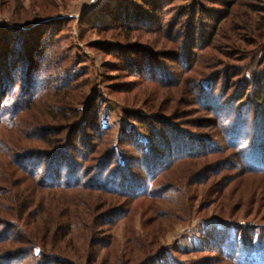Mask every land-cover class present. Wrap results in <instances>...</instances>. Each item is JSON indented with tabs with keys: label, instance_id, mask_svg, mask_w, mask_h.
<instances>
[{
	"label": "rangeland",
	"instance_id": "1",
	"mask_svg": "<svg viewBox=\"0 0 264 264\" xmlns=\"http://www.w3.org/2000/svg\"><path fill=\"white\" fill-rule=\"evenodd\" d=\"M28 37L43 38L39 45L49 47L58 64L45 65L43 57L26 69L30 59L18 54ZM4 50L18 55L10 63L18 85L25 72L35 78L44 69L43 80L61 86L45 93L46 83L37 81L30 95L19 86L21 108L38 98L23 108L17 128L1 126L6 137L40 116L64 114L76 127H66L57 140L73 137L83 167L98 163L92 146L101 150L98 161L116 149L115 162L101 167L112 169L125 154L135 157L130 168L136 176L144 169L139 154L155 139L148 132L168 130L165 142L174 139L145 195L115 198L110 209L103 202L110 196L98 192L45 194L54 212L64 201L73 204L64 209L77 204L93 216L84 223L93 227L91 244L99 243L95 251L86 244L82 254L73 246L79 232L72 226L67 233L58 228L52 248L65 247L70 259L83 256V264H244L246 257H264V168L252 171L246 165L251 156L244 160L258 151L254 133L264 131V0H0V55ZM80 133L91 144L87 149L79 145ZM26 138L24 132L29 146ZM235 139L246 146H231ZM180 156L186 159L177 161ZM7 161L0 155V182L19 186L0 187L12 207L29 194L31 182L21 183L26 175L13 168L6 171Z\"/></svg>",
	"mask_w": 264,
	"mask_h": 264
},
{
	"label": "trees",
	"instance_id": "2",
	"mask_svg": "<svg viewBox=\"0 0 264 264\" xmlns=\"http://www.w3.org/2000/svg\"><path fill=\"white\" fill-rule=\"evenodd\" d=\"M197 9L199 8L197 7L196 11ZM125 22L126 21H123L121 24L124 26L126 25ZM121 24L119 23V25ZM28 39L29 41H25L26 48L23 46L18 54L22 57L26 55L30 59L31 62L26 65V69H32V67L36 65L35 63L38 60L41 61L43 57L45 65L48 63L53 64V62L56 61V54H52L49 47L42 48L41 45H39L43 38L36 40V38L30 39L28 37ZM3 52L4 55H0V128L3 125L4 129L5 127L8 129H14L17 128V125H15L16 120L23 112L24 108H21L22 99L16 100V91L18 89L21 88L22 90L24 88H29L30 90L27 89L26 92L30 95L33 89H37V81H39V83H46V86L42 91L45 93L48 91L58 92L57 89L61 86L54 84L50 80V77L43 80L44 78L42 75L44 69L37 70L38 72L35 78H33L32 74L25 72V74H23V80L21 79V85H18V80H15V75H13V70L10 66L12 60L17 59L18 55H10V51L4 50ZM5 54H9V56H5ZM46 56H49V58ZM24 59L25 58L23 57V60ZM29 59H25L26 63ZM56 63L57 62H55V64ZM46 68L51 75L50 71L53 70V66L48 65ZM75 79L76 77L74 76L71 81L75 82ZM74 84L77 85L79 82L77 81V83ZM41 86L43 85H40L39 87ZM26 95L19 94V97L23 98V96L25 97ZM37 98L38 96L32 97L30 101L26 103L27 109H24L28 110L35 105L34 102ZM23 101L25 100L23 99ZM74 103L78 102L75 101ZM3 108L7 110V114L1 112V109ZM77 112V110L71 112L72 119L76 122L82 119V116L76 114ZM63 115L64 114L56 115L61 116V118L52 117L50 115H43L44 118L43 116H40L36 121H33L32 124L29 123L25 131L20 130L18 127L13 133L14 136L6 137L4 132L0 130V155L3 157L7 156L8 163L6 171L13 168L19 173L26 175V179H23L21 183L26 185L31 182V184L27 186L29 188V194L21 200H16L15 198L13 204L14 208L13 205L12 207H7L5 202H9V200L6 199L8 194L6 193L5 188H2V186L0 187V264H13L15 259H20L18 264H83V262L88 259L84 260V257L80 255H78V259H70V253L67 252L65 247L61 246L58 247V249L55 247L52 248V243L54 242V237L58 228H61V231L65 230L67 233L70 231L69 227L73 226L74 228H77V232H79L76 235L73 234L71 238L75 240L73 246H75L79 252L83 251L82 254L87 253L86 244L88 248L95 251L93 248L96 245H99V243L94 245L91 244V238L94 235L93 227L90 224H88L90 227H85L87 225L85 223H88L87 219H91L93 216H85L78 211L77 204L73 210L70 208L69 210L64 209L67 205H69V207L73 206V204L65 203L64 201L57 204V215V212L52 211L51 208V205L55 204L54 200L51 202L50 199L46 198L47 195L45 194H51L50 192L52 191L65 190L66 192L76 190L98 192L110 196V198H105L103 201L106 203V206L110 208L116 205L117 199L115 198H137L142 194L145 195L148 192V187L152 185L151 181L156 178L160 171H162L158 170L160 167L156 166V162H161L163 153H171L170 145L174 142V139H172L170 143H167L164 140L166 136L164 134L168 133V130H166L167 132L163 131L164 134L163 132L156 134L155 131L152 130L146 135L148 137H151L152 135L155 139H151V146H148L147 144L145 148L142 147L145 153L139 154L138 157L139 161L141 160L144 165V169H141L142 172H139L141 174L136 176L135 172L137 170L133 171L130 168L135 165L133 162L135 157H127L125 154L120 156L122 159L116 162L117 166L114 164L113 166L115 167H112V169H109V166L107 168H102L100 163H103V161L111 160V163L115 162L114 157L116 156L117 151L116 149L112 150L108 153V156L99 158L98 161L101 150H93V146L89 151L94 154L95 163H98L95 168H92V170L91 167L85 168L83 167L81 160H79V157H82V154H80L81 150L73 144V137L67 136V143L65 144H60L57 140L61 135L60 132L68 131L67 128L70 126V124H67L70 119H66ZM49 123L56 124V127L43 126V124ZM75 127V125L70 126V130ZM77 127L78 128L73 129L72 132L75 133V130L80 129L79 125ZM24 132H26L27 137H30L26 138L30 139L29 146L25 145L21 140V136ZM254 134L257 136V144H254V147L258 151L245 156L244 160L248 158V156H251L249 162L246 161V165L250 167L252 166L249 169L256 172L258 167V171H260V168H264V131L260 129ZM3 135L5 136L3 137ZM79 136H81V142H79V145L85 149L90 147L91 144H89L86 139H83V137L86 138L85 134L80 133ZM4 138H6V140ZM2 140L7 143L5 144L1 142ZM98 141L102 146L106 145L105 141L100 139ZM129 143L131 144V142ZM231 146H246V144L242 143L241 139H235L231 142ZM45 148L48 150H45ZM184 159L186 158L183 156L177 157V161ZM145 176L151 177V180L145 181ZM0 183L5 185L11 184V186L17 185L8 180H2ZM18 186L19 185H17V187ZM21 223L26 230H24V227L20 226ZM16 229H18L21 234H13V231ZM85 231L87 232L84 233ZM37 253L39 254L36 255ZM93 253L94 252H92V254ZM92 254L91 257L93 258ZM263 258L264 257L256 258L255 256L246 257L249 261L244 260V264H255L256 262L258 264H264ZM88 264H95V261H91V263L88 262Z\"/></svg>",
	"mask_w": 264,
	"mask_h": 264
}]
</instances>
